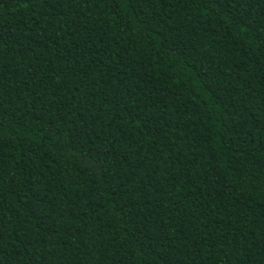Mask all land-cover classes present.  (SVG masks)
I'll list each match as a JSON object with an SVG mask.
<instances>
[{
	"label": "trees",
	"instance_id": "16d2710c",
	"mask_svg": "<svg viewBox=\"0 0 264 264\" xmlns=\"http://www.w3.org/2000/svg\"><path fill=\"white\" fill-rule=\"evenodd\" d=\"M0 264H264V0H0Z\"/></svg>",
	"mask_w": 264,
	"mask_h": 264
},
{
	"label": "snow or ice",
	"instance_id": "6c2138e0",
	"mask_svg": "<svg viewBox=\"0 0 264 264\" xmlns=\"http://www.w3.org/2000/svg\"><path fill=\"white\" fill-rule=\"evenodd\" d=\"M25 6H27V5H25Z\"/></svg>",
	"mask_w": 264,
	"mask_h": 264
}]
</instances>
